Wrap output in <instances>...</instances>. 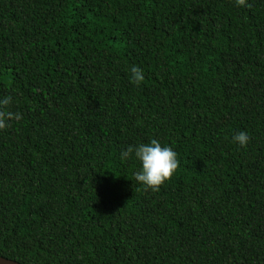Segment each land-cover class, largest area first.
Wrapping results in <instances>:
<instances>
[{
	"label": "trees",
	"instance_id": "16d2710c",
	"mask_svg": "<svg viewBox=\"0 0 264 264\" xmlns=\"http://www.w3.org/2000/svg\"><path fill=\"white\" fill-rule=\"evenodd\" d=\"M4 96L0 257L264 264V0H0ZM151 139L157 191L120 158Z\"/></svg>",
	"mask_w": 264,
	"mask_h": 264
},
{
	"label": "clouds",
	"instance_id": "9594fccd",
	"mask_svg": "<svg viewBox=\"0 0 264 264\" xmlns=\"http://www.w3.org/2000/svg\"><path fill=\"white\" fill-rule=\"evenodd\" d=\"M235 3L238 6L243 5L245 0H235ZM129 73L130 81L136 85L144 80L142 69L136 65L129 68ZM10 101V96L0 98V130L7 127L8 120L18 118L16 114L4 110V106L8 105ZM232 140L243 147L248 141V136L241 131L232 136ZM131 156H134L139 163V169L133 173L135 180L144 189L152 191H157L178 166L175 150L168 145H162L156 139H151L147 143L130 145L120 154L122 160H127Z\"/></svg>",
	"mask_w": 264,
	"mask_h": 264
},
{
	"label": "water",
	"instance_id": "95a60500",
	"mask_svg": "<svg viewBox=\"0 0 264 264\" xmlns=\"http://www.w3.org/2000/svg\"><path fill=\"white\" fill-rule=\"evenodd\" d=\"M0 264H20V263L0 257Z\"/></svg>",
	"mask_w": 264,
	"mask_h": 264
}]
</instances>
